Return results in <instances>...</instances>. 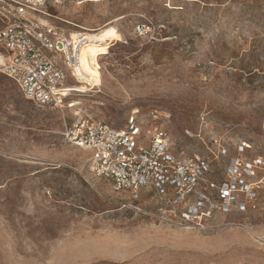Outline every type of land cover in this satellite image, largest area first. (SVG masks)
<instances>
[{
  "label": "rangeland",
  "instance_id": "374dc122",
  "mask_svg": "<svg viewBox=\"0 0 264 264\" xmlns=\"http://www.w3.org/2000/svg\"><path fill=\"white\" fill-rule=\"evenodd\" d=\"M41 1L49 24L89 34L87 83L66 87L90 92L39 108L0 73V264H264L261 185L228 213L161 217L59 136L76 116L118 128L137 109L174 153L207 160L213 185L235 157L264 160V0Z\"/></svg>",
  "mask_w": 264,
  "mask_h": 264
},
{
  "label": "built area",
  "instance_id": "2783aa9c",
  "mask_svg": "<svg viewBox=\"0 0 264 264\" xmlns=\"http://www.w3.org/2000/svg\"><path fill=\"white\" fill-rule=\"evenodd\" d=\"M43 8L41 0H0V73L35 106L58 107L67 82L79 75L81 51L90 40L86 32L70 34L49 24ZM59 136L64 145L87 152L90 173L107 181L112 192L128 194L134 202L141 193H151L161 217L228 213L235 204L244 205L239 196L252 198L259 185L264 187V160L239 157L228 163L226 179L213 185L206 179L210 163L174 153L168 132L148 125L137 109L118 128L76 116ZM256 172L260 177L248 180ZM212 187L217 199L211 197Z\"/></svg>",
  "mask_w": 264,
  "mask_h": 264
},
{
  "label": "bare ground",
  "instance_id": "6f19581e",
  "mask_svg": "<svg viewBox=\"0 0 264 264\" xmlns=\"http://www.w3.org/2000/svg\"><path fill=\"white\" fill-rule=\"evenodd\" d=\"M47 14L44 13V16H46ZM79 77H81L80 79L87 83V78L84 77V71H83V68H82V64H81V59H80V67H79ZM77 78V77H76ZM77 81V80H76ZM75 81V83H76ZM69 92H81V93H86V92H90L89 90V87H86V86H70L68 87L67 89H65L63 92H62V96L63 98H66V97H69L71 96V93ZM78 104V102H73L70 106L67 105L66 108H70V107H73L74 105ZM61 105H59L58 107H60Z\"/></svg>",
  "mask_w": 264,
  "mask_h": 264
}]
</instances>
